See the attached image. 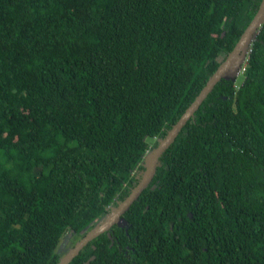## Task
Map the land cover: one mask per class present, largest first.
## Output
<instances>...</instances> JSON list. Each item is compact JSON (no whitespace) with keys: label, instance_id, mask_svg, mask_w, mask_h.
<instances>
[{"label":"trees","instance_id":"16d2710c","mask_svg":"<svg viewBox=\"0 0 264 264\" xmlns=\"http://www.w3.org/2000/svg\"><path fill=\"white\" fill-rule=\"evenodd\" d=\"M260 1L0 0V264L109 218ZM229 71L68 264H264V23Z\"/></svg>","mask_w":264,"mask_h":264},{"label":"water","instance_id":"95a60500","mask_svg":"<svg viewBox=\"0 0 264 264\" xmlns=\"http://www.w3.org/2000/svg\"><path fill=\"white\" fill-rule=\"evenodd\" d=\"M264 23V0L260 1L259 8L255 13L252 20L249 22L239 40L228 54L226 59L217 67L215 72L209 77L204 87L199 94L195 97L191 105L184 111L178 121L172 126L166 137L158 144L156 149L147 157L144 166V172L138 182V184L132 189L129 195L114 209L112 213L105 221L95 228L86 232L70 249V251L64 256L57 264H68L78 253L85 247L90 241L97 236L108 231L113 225H115L121 216L128 210L129 206L140 196L141 192L148 186L153 178L158 164L159 157L170 146L178 132L185 125L186 121L192 117L194 112L198 109L199 105L207 94L212 90L214 85L227 74L230 66L236 60L238 55L243 51L244 47L248 44L251 36L257 32L259 27Z\"/></svg>","mask_w":264,"mask_h":264},{"label":"rangeland","instance_id":"374dc122","mask_svg":"<svg viewBox=\"0 0 264 264\" xmlns=\"http://www.w3.org/2000/svg\"><path fill=\"white\" fill-rule=\"evenodd\" d=\"M246 51V50H245ZM245 54V52H244ZM242 57V54H241ZM240 58V57H239ZM247 57H244V61ZM242 62V64L244 63ZM229 75L231 74L230 71L227 72ZM150 141L146 138V141L148 142H154L156 140L155 136L149 137ZM151 142V144H152ZM149 156V153L146 154V158ZM61 241L57 244V247L55 249V252L58 254L60 258H63L66 256V254L70 251V249L74 246V244L79 240V236L71 233L64 234L61 239Z\"/></svg>","mask_w":264,"mask_h":264},{"label":"clouds","instance_id":"9594fccd","mask_svg":"<svg viewBox=\"0 0 264 264\" xmlns=\"http://www.w3.org/2000/svg\"><path fill=\"white\" fill-rule=\"evenodd\" d=\"M246 63V60L244 61V63L243 64H245Z\"/></svg>","mask_w":264,"mask_h":264},{"label":"built area","instance_id":"2783aa9c","mask_svg":"<svg viewBox=\"0 0 264 264\" xmlns=\"http://www.w3.org/2000/svg\"><path fill=\"white\" fill-rule=\"evenodd\" d=\"M243 69H241V72H242Z\"/></svg>","mask_w":264,"mask_h":264}]
</instances>
